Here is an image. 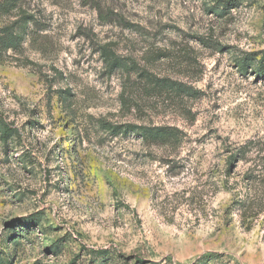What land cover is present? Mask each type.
Segmentation results:
<instances>
[{
	"label": "rangeland",
	"instance_id": "374dc122",
	"mask_svg": "<svg viewBox=\"0 0 264 264\" xmlns=\"http://www.w3.org/2000/svg\"><path fill=\"white\" fill-rule=\"evenodd\" d=\"M1 6L0 36L33 21L0 53V264H264V215L238 206L245 168L225 170L264 137V0ZM146 76L172 90L148 94ZM114 125L174 126L181 143Z\"/></svg>",
	"mask_w": 264,
	"mask_h": 264
},
{
	"label": "trees",
	"instance_id": "16d2710c",
	"mask_svg": "<svg viewBox=\"0 0 264 264\" xmlns=\"http://www.w3.org/2000/svg\"><path fill=\"white\" fill-rule=\"evenodd\" d=\"M21 0H6L0 6L5 14H10L18 9ZM33 21L31 16L23 15L22 19L13 23L11 26L3 28L0 36V53H6L9 50L21 49L25 38L27 27ZM107 53V64L111 73L125 70V65L112 51L105 49ZM132 69V68H130ZM130 71V70H129ZM148 81L146 91L166 93L172 90L168 88L167 80H160L152 76H146ZM184 87V94L189 97H194L197 91L192 87ZM153 95V94H152ZM188 117H192L191 122H194L195 116L192 110L186 112ZM4 130H8L10 126L5 121H0ZM116 136L136 130L142 141L150 146H173L181 143V131L174 126H123L114 125L111 128ZM125 129V130H124ZM7 132V131H6ZM229 155L225 160V170L227 175H231L240 166L245 168L242 176L246 186V198L238 202L241 209V215L247 218H258L264 215V137H254L246 143L237 146L233 152H228ZM224 188L229 189V182L223 181Z\"/></svg>",
	"mask_w": 264,
	"mask_h": 264
}]
</instances>
